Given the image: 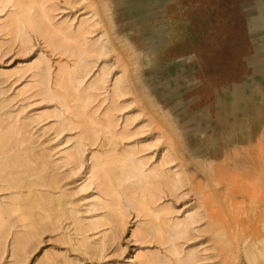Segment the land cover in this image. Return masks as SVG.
Returning a JSON list of instances; mask_svg holds the SVG:
<instances>
[{"label": "rangeland", "instance_id": "rangeland-1", "mask_svg": "<svg viewBox=\"0 0 264 264\" xmlns=\"http://www.w3.org/2000/svg\"><path fill=\"white\" fill-rule=\"evenodd\" d=\"M262 239L264 0H0V264Z\"/></svg>", "mask_w": 264, "mask_h": 264}, {"label": "bare ground", "instance_id": "bare-ground-1", "mask_svg": "<svg viewBox=\"0 0 264 264\" xmlns=\"http://www.w3.org/2000/svg\"><path fill=\"white\" fill-rule=\"evenodd\" d=\"M26 21H28V18L26 16H23V18H22L23 24H25ZM133 168H134V164H133ZM132 172H134V171H132ZM143 178H144V176H143ZM249 246H250V248L247 250V256H248L249 262H251L252 264H257L258 262L264 263V259H263L264 258V241H263V239H262V241L255 242L253 244H250ZM261 259H263V260H261Z\"/></svg>", "mask_w": 264, "mask_h": 264}]
</instances>
